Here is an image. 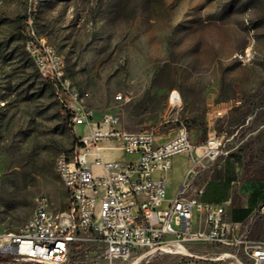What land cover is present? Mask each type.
Instances as JSON below:
<instances>
[{
    "label": "rangeland",
    "instance_id": "obj_1",
    "mask_svg": "<svg viewBox=\"0 0 264 264\" xmlns=\"http://www.w3.org/2000/svg\"><path fill=\"white\" fill-rule=\"evenodd\" d=\"M29 16L99 116L115 111L126 129L160 135L186 127L195 145L216 134L220 154L198 183L230 175L235 199L264 188V0H0V232L24 231L39 195L67 209L56 161L84 131L27 49ZM255 224L252 237L264 238ZM188 248L194 255L147 248L112 264H255L239 247ZM104 249L76 244L69 264H110ZM11 255L0 264H39Z\"/></svg>",
    "mask_w": 264,
    "mask_h": 264
},
{
    "label": "built area",
    "instance_id": "obj_2",
    "mask_svg": "<svg viewBox=\"0 0 264 264\" xmlns=\"http://www.w3.org/2000/svg\"><path fill=\"white\" fill-rule=\"evenodd\" d=\"M26 46L71 125L84 131L72 152H62L56 161L68 193L67 209L56 210L47 196H37L24 231L0 232V254L39 264H69L74 245L98 241L112 264L147 248L194 255L188 246L203 243L243 248L255 264H264V240L250 239L249 230L230 237L224 204L203 200L202 190L188 195L186 186L169 198L166 178L155 176L168 172L180 154L191 158L192 168L203 159H215L223 144L220 137L214 134L195 145L188 129L181 127L161 141L156 129H126L118 112L98 116L88 103L91 93L77 86L64 55L37 33L31 16L26 19Z\"/></svg>",
    "mask_w": 264,
    "mask_h": 264
},
{
    "label": "crops",
    "instance_id": "obj_3",
    "mask_svg": "<svg viewBox=\"0 0 264 264\" xmlns=\"http://www.w3.org/2000/svg\"><path fill=\"white\" fill-rule=\"evenodd\" d=\"M159 136L161 141L172 137L160 134ZM180 155L184 157L182 162L177 161L176 157L179 156L177 155L173 158L172 167L168 172L164 174L157 172L155 174L156 177L164 176L166 178L169 198H174L183 186H186L188 195H195L202 190L203 200L225 205V221L229 224L230 237L240 236L243 232L249 230L250 239L264 240V238L254 239L252 237L253 228L259 226V224L255 223L257 221H264V188L260 190L256 188L246 190L241 198L235 199V188L231 187L235 180L231 181L232 176L230 175H225L222 178H209L203 185L198 183L199 172L213 159H203L192 168L193 163L191 158L187 154ZM120 157L124 159L131 158L130 155L126 154H120ZM237 223L240 226L234 228L233 225ZM229 246L221 245L223 249Z\"/></svg>",
    "mask_w": 264,
    "mask_h": 264
},
{
    "label": "trees",
    "instance_id": "obj_4",
    "mask_svg": "<svg viewBox=\"0 0 264 264\" xmlns=\"http://www.w3.org/2000/svg\"><path fill=\"white\" fill-rule=\"evenodd\" d=\"M7 260H8V258H4V257L0 256V262H4V261H7Z\"/></svg>",
    "mask_w": 264,
    "mask_h": 264
},
{
    "label": "bare ground",
    "instance_id": "obj_5",
    "mask_svg": "<svg viewBox=\"0 0 264 264\" xmlns=\"http://www.w3.org/2000/svg\"><path fill=\"white\" fill-rule=\"evenodd\" d=\"M172 99H173L174 102H177V101H178V98H177L176 95H173V98H172ZM189 255H190V254H189Z\"/></svg>",
    "mask_w": 264,
    "mask_h": 264
}]
</instances>
